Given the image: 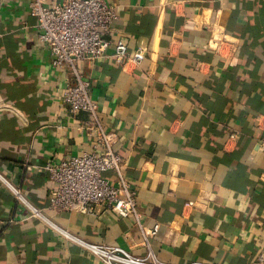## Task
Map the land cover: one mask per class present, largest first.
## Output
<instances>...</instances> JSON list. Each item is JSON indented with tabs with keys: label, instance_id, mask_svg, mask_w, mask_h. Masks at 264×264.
I'll list each match as a JSON object with an SVG mask.
<instances>
[{
	"label": "crops",
	"instance_id": "obj_1",
	"mask_svg": "<svg viewBox=\"0 0 264 264\" xmlns=\"http://www.w3.org/2000/svg\"><path fill=\"white\" fill-rule=\"evenodd\" d=\"M33 0L0 7V264H102L32 218L26 205L89 243L165 263L249 264L264 253V0H110L107 56L79 62L100 122L117 135L139 219L47 209L43 167L93 151L90 118L64 101L76 84L51 65ZM62 0H48L56 5ZM229 42L226 58L212 38ZM141 65L117 64L116 43ZM104 176L114 185V172ZM7 181V183L5 182ZM18 191L24 202L15 194ZM159 225L154 236L145 230Z\"/></svg>",
	"mask_w": 264,
	"mask_h": 264
},
{
	"label": "built area",
	"instance_id": "obj_2",
	"mask_svg": "<svg viewBox=\"0 0 264 264\" xmlns=\"http://www.w3.org/2000/svg\"><path fill=\"white\" fill-rule=\"evenodd\" d=\"M31 13L37 19L38 38L48 48L51 65L57 69H69L75 76L76 84L67 87L64 101L70 106L72 114H88L90 119L84 123L83 129L94 138L92 152L60 164L49 162L43 167L55 185L48 198L47 209L95 214L96 209L101 207L121 217L133 215L139 219L136 196L122 176L123 159L115 151L118 137L103 128L99 106L91 98V83L82 79L77 67L79 62H93L107 56L111 41L106 36L111 33L118 18L115 6L110 0H62L56 5H48V0H33ZM227 44L229 42L217 35L212 38L213 49L226 58L230 51L225 53L223 47ZM115 48L113 58L117 64L129 62L139 66L145 60L147 50L144 47H139L131 55L123 42H117ZM110 171L117 175L119 186L104 176ZM14 192L24 202L19 192ZM26 205L31 209L32 218L46 221L54 231L84 246L102 264H175L162 262L153 253L137 257L118 246L83 241L46 219L44 211L28 203ZM159 228L156 225L151 230H145L144 234L154 236ZM249 264H264V253L258 261Z\"/></svg>",
	"mask_w": 264,
	"mask_h": 264
},
{
	"label": "water",
	"instance_id": "obj_3",
	"mask_svg": "<svg viewBox=\"0 0 264 264\" xmlns=\"http://www.w3.org/2000/svg\"><path fill=\"white\" fill-rule=\"evenodd\" d=\"M2 0H0V7H1Z\"/></svg>",
	"mask_w": 264,
	"mask_h": 264
}]
</instances>
